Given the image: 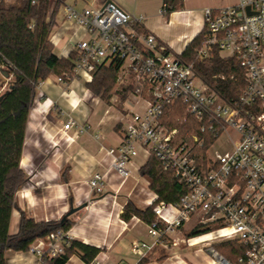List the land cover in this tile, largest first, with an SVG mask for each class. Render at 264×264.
<instances>
[{
  "label": "built area",
  "instance_id": "built-area-1",
  "mask_svg": "<svg viewBox=\"0 0 264 264\" xmlns=\"http://www.w3.org/2000/svg\"><path fill=\"white\" fill-rule=\"evenodd\" d=\"M65 18L89 36L70 45L75 78L91 82L96 64H113L118 68L115 84L124 96L118 119L121 141L102 148L111 165L87 179L88 189L101 195L110 171L123 184L133 177L135 158L154 157L185 190L175 203L152 206L155 219L146 224V231L154 245H165L169 235L196 219L212 228L195 238L209 236L199 242L235 241L244 253L234 264H264V0H238L234 6L204 11L197 56L206 58L217 50L221 57H234L243 70L244 88L229 103L196 76L191 64L159 45L153 34L128 29L139 20L115 2L80 12L67 7ZM176 103L198 124L197 133L179 137L175 128L163 124L165 108ZM71 126L67 121L63 130ZM69 240L66 232L57 230L35 240L29 250L44 261L64 255ZM190 241L188 245L197 244ZM151 248L134 243L131 252L143 258ZM214 257L218 264H230L215 252Z\"/></svg>",
  "mask_w": 264,
  "mask_h": 264
},
{
  "label": "crops",
  "instance_id": "crops-1",
  "mask_svg": "<svg viewBox=\"0 0 264 264\" xmlns=\"http://www.w3.org/2000/svg\"><path fill=\"white\" fill-rule=\"evenodd\" d=\"M106 1L115 2L139 20L128 29L138 34H153L157 43L175 56L181 55L203 31L206 9L217 11L238 3V0H181V8L165 14V0H65L54 15L49 14L50 42L57 57L68 58L71 43L89 37L82 27L65 18L66 8L80 12ZM85 83L89 82L76 77L66 84L50 75L38 84L19 163L26 181L15 195L17 208L11 215L9 233H17L20 212L36 222H48L60 221L70 209H77L66 217L70 222L66 235L70 240L99 249V253L85 263L75 252L69 255L66 264L96 261L100 264H216L208 247L181 245L183 227L160 246L154 245L147 235L146 223L135 216L128 221L122 218L128 202L145 209L154 201L155 194L150 191L148 181L139 174V168L146 162L141 156L132 161L133 177L123 184L110 171L105 193L98 195L88 189L87 179L93 173L107 171L111 165V157L103 149L116 147L121 141L118 119L123 112L124 96L122 88L115 84L106 101L93 95ZM67 121H72L73 126L65 131L63 125ZM81 129L83 132L79 133ZM134 243H145L152 248L140 258L131 252ZM5 257L6 264H44L30 250L7 251Z\"/></svg>",
  "mask_w": 264,
  "mask_h": 264
},
{
  "label": "trees",
  "instance_id": "trees-1",
  "mask_svg": "<svg viewBox=\"0 0 264 264\" xmlns=\"http://www.w3.org/2000/svg\"><path fill=\"white\" fill-rule=\"evenodd\" d=\"M64 1L38 0L35 6H30L18 1L6 3L0 0V67H5L11 77L0 100V264H6L7 251L27 252L35 240L45 238L57 230L66 232L70 227L67 219L63 222H36L20 212L17 233H9L11 215L17 208L15 195L26 181L19 163L28 114L37 86L50 75L66 84L75 78L72 73L75 54L70 53L68 58H59L53 53L50 42L52 23L49 14L54 15ZM165 3V14L182 7L181 0H165ZM204 29L185 47L179 57L185 63L191 64L196 76L223 101L232 102L244 88L243 70L234 57H221L217 50H213L206 58L197 56ZM117 69L113 64H96L91 82L85 83L86 88L93 95L107 101L115 86ZM163 124L170 129H177L179 137L198 131V124L178 103L165 108ZM139 174L148 181V187L157 195V199L145 209H139L128 202L122 218L128 221L135 216L148 224L155 219L151 211L154 204L160 201L175 203L185 190L175 181L171 171L162 170L154 157L139 168ZM210 230L211 227L197 225L188 233V238L206 234ZM234 243L235 241H224L215 248L225 255L227 247L237 262L243 255L244 248L237 242ZM75 252L82 261L89 263L99 253V249L69 240L64 255L45 258L43 263L66 264L69 255Z\"/></svg>",
  "mask_w": 264,
  "mask_h": 264
},
{
  "label": "rangeland",
  "instance_id": "rangeland-1",
  "mask_svg": "<svg viewBox=\"0 0 264 264\" xmlns=\"http://www.w3.org/2000/svg\"><path fill=\"white\" fill-rule=\"evenodd\" d=\"M3 69H5V67H1ZM9 81H11V78H9ZM8 88V83L7 84H4L2 87H0V95ZM177 130V129H176ZM178 131V130H177ZM186 137V136H185ZM221 142H223V139H221ZM197 225H200L196 219H193L192 221H190L189 223H187L183 228L180 229V233H181V238H183V243H181V245H188L187 244V240L188 239H195L196 237H193V238H188V233H190V231L195 228ZM212 229V228H211ZM212 230H210L209 232H211ZM208 232V233H209ZM207 234V233H206ZM201 236V235H200ZM199 237V236H197ZM191 243H193L194 241H190ZM224 241H221V240H212V241H208V242H198L197 244H195L197 247H201L203 249H205L206 247H208V249H213L215 250V254L221 256L222 258H224L227 262H229L230 264H234L236 262L235 260V256L234 255H231L229 252H228V249L226 247V252L227 254L225 255H222L221 252L215 248L216 245H219V244H223ZM236 243V242H235ZM234 243V244H235ZM238 244V243H237ZM240 245V244H239ZM214 252L211 251L212 255H211V258L214 260V262L216 264L217 263V259L214 257Z\"/></svg>",
  "mask_w": 264,
  "mask_h": 264
},
{
  "label": "water",
  "instance_id": "water-1",
  "mask_svg": "<svg viewBox=\"0 0 264 264\" xmlns=\"http://www.w3.org/2000/svg\"><path fill=\"white\" fill-rule=\"evenodd\" d=\"M248 11V9H247ZM9 73L7 69H3L0 67V87H2L4 84L8 83L9 86ZM10 89V87H9ZM3 95H0V100L2 99ZM77 209H70V211L61 219V221L63 222L67 216L71 215L72 213H74ZM219 258H221V256H219Z\"/></svg>",
  "mask_w": 264,
  "mask_h": 264
},
{
  "label": "bare ground",
  "instance_id": "bare-ground-1",
  "mask_svg": "<svg viewBox=\"0 0 264 264\" xmlns=\"http://www.w3.org/2000/svg\"><path fill=\"white\" fill-rule=\"evenodd\" d=\"M209 238V236H204V237H202V238H200V239H194V240H191V241H194L193 243H198L199 241H201L202 239H208ZM221 262V261H220Z\"/></svg>",
  "mask_w": 264,
  "mask_h": 264
}]
</instances>
